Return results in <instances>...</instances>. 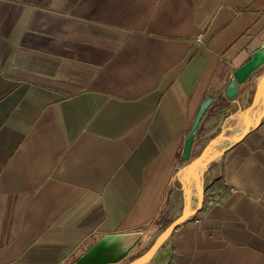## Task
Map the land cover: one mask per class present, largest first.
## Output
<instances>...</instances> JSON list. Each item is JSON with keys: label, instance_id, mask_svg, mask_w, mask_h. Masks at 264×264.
<instances>
[{"label": "crops", "instance_id": "obj_1", "mask_svg": "<svg viewBox=\"0 0 264 264\" xmlns=\"http://www.w3.org/2000/svg\"><path fill=\"white\" fill-rule=\"evenodd\" d=\"M261 48L264 0H0V264H74L104 235L144 253L182 214L177 171L259 116V72L231 85ZM198 172L147 264H264V121Z\"/></svg>", "mask_w": 264, "mask_h": 264}, {"label": "water", "instance_id": "obj_2", "mask_svg": "<svg viewBox=\"0 0 264 264\" xmlns=\"http://www.w3.org/2000/svg\"><path fill=\"white\" fill-rule=\"evenodd\" d=\"M258 71V87L261 101V110L259 116L255 121L246 124L239 131L228 134L225 130H221L217 135L207 140V142L201 147L199 152L193 159H190L191 149L193 146L194 135L199 125L200 119L203 115L207 104H203L197 114L190 130L188 137L185 141L183 159L189 160L186 165L181 167L176 175L175 181L183 193V211L182 214L169 225H167L156 237L149 248L139 255L138 257L130 260L125 264H147L168 236L186 220L191 218L198 210L199 206L192 207L191 194L189 188L183 179V175L192 170L193 168L201 165L216 161L226 152L227 148L233 145L235 142L241 140L246 135L254 131L264 121V48L259 49L251 55V58L235 69L232 73L234 83L231 87L242 85L247 81L252 73ZM236 91L233 88L226 91L227 97L231 98L235 95ZM226 142L227 145L221 149L218 153L213 155H207V151L220 143ZM124 236L122 235H104L98 239L91 247L84 251L74 262V264H117L124 260L130 250L135 246L136 242L125 244Z\"/></svg>", "mask_w": 264, "mask_h": 264}, {"label": "bare ground", "instance_id": "obj_3", "mask_svg": "<svg viewBox=\"0 0 264 264\" xmlns=\"http://www.w3.org/2000/svg\"><path fill=\"white\" fill-rule=\"evenodd\" d=\"M259 98H260V94L258 92L257 96H256V100L253 103V107L259 106L260 102H259ZM261 106H259L260 108ZM257 113V112H256ZM246 114H243V117H245ZM207 155H210L209 153H207ZM188 174L191 176V178L193 179V181L195 182V187L196 188H200L201 186V178L198 172V166L193 168L192 170H190L188 172Z\"/></svg>", "mask_w": 264, "mask_h": 264}, {"label": "rangeland", "instance_id": "obj_4", "mask_svg": "<svg viewBox=\"0 0 264 264\" xmlns=\"http://www.w3.org/2000/svg\"><path fill=\"white\" fill-rule=\"evenodd\" d=\"M217 149H219V148H217ZM142 250H144L143 247L138 249L137 251L134 250L133 252H131V254H129V256L127 258H125L123 261H121L120 263H117V264H125V262H129V260H131V258H133L135 255H137L139 252H142Z\"/></svg>", "mask_w": 264, "mask_h": 264}]
</instances>
